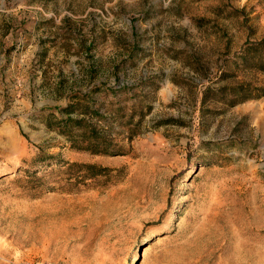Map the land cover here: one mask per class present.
Returning <instances> with one entry per match:
<instances>
[{"label": "rangeland", "instance_id": "1", "mask_svg": "<svg viewBox=\"0 0 264 264\" xmlns=\"http://www.w3.org/2000/svg\"><path fill=\"white\" fill-rule=\"evenodd\" d=\"M262 38L264 0H0V264H264Z\"/></svg>", "mask_w": 264, "mask_h": 264}, {"label": "trees", "instance_id": "2", "mask_svg": "<svg viewBox=\"0 0 264 264\" xmlns=\"http://www.w3.org/2000/svg\"><path fill=\"white\" fill-rule=\"evenodd\" d=\"M241 62L250 68H257L264 71V38L256 41H248L241 53L240 56ZM228 88V87H223ZM229 88H239L240 91H250V86L240 85L237 87ZM225 90V89H224ZM232 91V90H231ZM234 94V93H232ZM231 94V95H232ZM253 97L252 94L244 95L243 97L238 98L237 101H243L245 99ZM76 97L75 99H79ZM81 100L85 102L83 104H70L67 105L64 109H61V118L58 120L56 127L59 131L65 133L71 140V143L78 148L92 151L94 153H105L106 147L105 140L101 139L99 132L88 122L85 118H78V116L72 115V111L80 109L81 111L78 114L88 113L89 115L95 114L94 106L89 104V97H85ZM80 101V100H79ZM78 101V102H79ZM54 127V126H52ZM82 170L84 171V176H95L104 173L106 168L99 167L94 164H83V163H70L68 164V170ZM83 176V177H84Z\"/></svg>", "mask_w": 264, "mask_h": 264}]
</instances>
